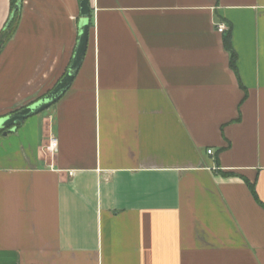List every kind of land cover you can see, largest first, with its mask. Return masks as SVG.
Instances as JSON below:
<instances>
[{"label":"crops","instance_id":"1","mask_svg":"<svg viewBox=\"0 0 264 264\" xmlns=\"http://www.w3.org/2000/svg\"><path fill=\"white\" fill-rule=\"evenodd\" d=\"M89 1L71 88L0 135V264H264V0ZM80 19L23 0L0 119L64 77Z\"/></svg>","mask_w":264,"mask_h":264},{"label":"water","instance_id":"2","mask_svg":"<svg viewBox=\"0 0 264 264\" xmlns=\"http://www.w3.org/2000/svg\"><path fill=\"white\" fill-rule=\"evenodd\" d=\"M23 0L17 5L15 12L21 10ZM81 19L79 24L78 39L75 52L64 77L58 82L55 88L46 96L38 101L26 106L25 108L0 119V130H3V136H8L17 130L19 124H22L29 118L43 113L44 111L56 105L71 88L86 56L91 24V7L89 0H80Z\"/></svg>","mask_w":264,"mask_h":264},{"label":"trees","instance_id":"3","mask_svg":"<svg viewBox=\"0 0 264 264\" xmlns=\"http://www.w3.org/2000/svg\"><path fill=\"white\" fill-rule=\"evenodd\" d=\"M10 3H11L10 17H9L7 23L5 24L4 28L0 31V54L4 50V48L7 45V43L13 38V36H14L16 30H17L19 21H20L21 10H17L15 12V9H16L17 5L20 3V0H10ZM90 26H92V18H91ZM231 39H232L231 38V33L228 34L224 38V48L228 52V54L230 55V66H231V68L235 72H237V54H236V52L234 51V49L232 47V40ZM20 125L21 124H19L18 127ZM2 134H3V130H0V135H2ZM245 182L250 187V190L254 194L255 198L259 201L254 185L249 183L247 180H245Z\"/></svg>","mask_w":264,"mask_h":264},{"label":"built area","instance_id":"4","mask_svg":"<svg viewBox=\"0 0 264 264\" xmlns=\"http://www.w3.org/2000/svg\"><path fill=\"white\" fill-rule=\"evenodd\" d=\"M226 30H227V28H226V26L224 24L218 25V27H217V31L219 33H224V32H226ZM55 145H56V139L52 138L50 140V144H49V146L47 148L48 151L54 152L55 151ZM207 153H208V155H213L214 154L213 150H208Z\"/></svg>","mask_w":264,"mask_h":264},{"label":"rangeland","instance_id":"5","mask_svg":"<svg viewBox=\"0 0 264 264\" xmlns=\"http://www.w3.org/2000/svg\"><path fill=\"white\" fill-rule=\"evenodd\" d=\"M49 110V109H48ZM47 111V110H46Z\"/></svg>","mask_w":264,"mask_h":264}]
</instances>
